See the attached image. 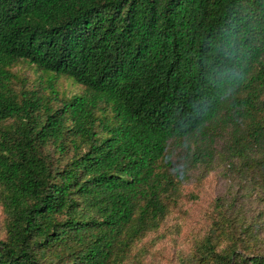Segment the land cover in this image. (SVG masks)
Masks as SVG:
<instances>
[{
    "label": "trees",
    "instance_id": "1",
    "mask_svg": "<svg viewBox=\"0 0 264 264\" xmlns=\"http://www.w3.org/2000/svg\"><path fill=\"white\" fill-rule=\"evenodd\" d=\"M0 264H264V0H0Z\"/></svg>",
    "mask_w": 264,
    "mask_h": 264
},
{
    "label": "rangeland",
    "instance_id": "2",
    "mask_svg": "<svg viewBox=\"0 0 264 264\" xmlns=\"http://www.w3.org/2000/svg\"><path fill=\"white\" fill-rule=\"evenodd\" d=\"M60 88L61 90H64L66 92L72 91L73 93L77 90L76 87L70 86L68 82L62 84ZM219 190H220V186L215 180V176L212 174L208 178L206 191L202 199L198 202H192L187 207V210L189 211V216L187 217L188 227L192 228L201 222L202 211L204 210L207 201L213 199L218 194Z\"/></svg>",
    "mask_w": 264,
    "mask_h": 264
}]
</instances>
